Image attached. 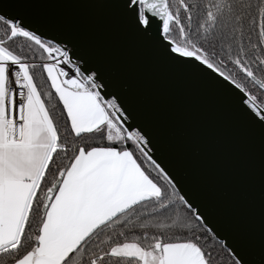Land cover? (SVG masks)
<instances>
[{
	"label": "snow or ice",
	"instance_id": "1",
	"mask_svg": "<svg viewBox=\"0 0 264 264\" xmlns=\"http://www.w3.org/2000/svg\"><path fill=\"white\" fill-rule=\"evenodd\" d=\"M0 264H264V0H0Z\"/></svg>",
	"mask_w": 264,
	"mask_h": 264
},
{
	"label": "water",
	"instance_id": "2",
	"mask_svg": "<svg viewBox=\"0 0 264 264\" xmlns=\"http://www.w3.org/2000/svg\"><path fill=\"white\" fill-rule=\"evenodd\" d=\"M192 109L193 116H199V101L197 100H189L186 102Z\"/></svg>",
	"mask_w": 264,
	"mask_h": 264
}]
</instances>
